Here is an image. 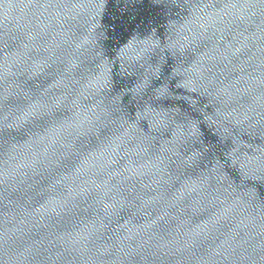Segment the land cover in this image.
Masks as SVG:
<instances>
[{"label":"clouds","instance_id":"1","mask_svg":"<svg viewBox=\"0 0 264 264\" xmlns=\"http://www.w3.org/2000/svg\"><path fill=\"white\" fill-rule=\"evenodd\" d=\"M0 264H264V0H0Z\"/></svg>","mask_w":264,"mask_h":264}]
</instances>
